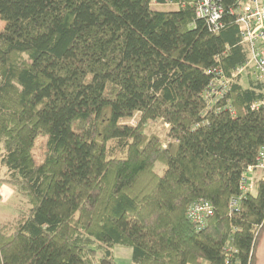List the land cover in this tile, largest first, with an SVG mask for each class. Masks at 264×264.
Listing matches in <instances>:
<instances>
[{
	"label": "trees",
	"instance_id": "trees-1",
	"mask_svg": "<svg viewBox=\"0 0 264 264\" xmlns=\"http://www.w3.org/2000/svg\"><path fill=\"white\" fill-rule=\"evenodd\" d=\"M0 19V185L30 205L0 225V264H124L116 246L130 264H256L264 181L230 202L264 147V80L234 77L250 53L229 16L213 32L191 0H0Z\"/></svg>",
	"mask_w": 264,
	"mask_h": 264
},
{
	"label": "built area",
	"instance_id": "built-area-1",
	"mask_svg": "<svg viewBox=\"0 0 264 264\" xmlns=\"http://www.w3.org/2000/svg\"><path fill=\"white\" fill-rule=\"evenodd\" d=\"M191 5L196 16L204 19L213 32H218L224 27L226 16L232 19L238 27L242 44L250 53L249 60L235 70L234 77L241 76L249 68L253 79L264 80V0H235L228 6L224 0H191ZM215 75L216 80L210 84L209 95L216 100L225 95L231 81L224 76L221 69H217ZM261 105H264V100L252 103V108L256 110ZM254 174L264 181V147L260 149L256 164L243 174L240 183L241 196L231 199V213L239 211V201L251 189V177ZM187 214L201 229L206 226L209 216L212 215V207L206 201L198 200L188 207ZM225 251L230 258V247L227 246Z\"/></svg>",
	"mask_w": 264,
	"mask_h": 264
},
{
	"label": "rangeland",
	"instance_id": "rangeland-1",
	"mask_svg": "<svg viewBox=\"0 0 264 264\" xmlns=\"http://www.w3.org/2000/svg\"><path fill=\"white\" fill-rule=\"evenodd\" d=\"M5 23L0 19V31L3 30ZM139 116L131 120L132 125L138 123ZM148 133L157 134L165 137L167 134V126L162 121L149 122L146 125ZM46 137L40 136L37 139L36 147L34 149L35 159L41 163L44 159V143ZM258 176V175H257ZM260 178V176H258ZM30 209L27 200L14 192L13 188L9 185H0V225L15 223L20 215L26 214ZM117 260L124 264L132 262V249L129 247L116 246L113 248ZM256 264H264V231L262 232L256 252Z\"/></svg>",
	"mask_w": 264,
	"mask_h": 264
},
{
	"label": "bare ground",
	"instance_id": "bare-ground-1",
	"mask_svg": "<svg viewBox=\"0 0 264 264\" xmlns=\"http://www.w3.org/2000/svg\"><path fill=\"white\" fill-rule=\"evenodd\" d=\"M232 114L234 115L235 113L233 112Z\"/></svg>",
	"mask_w": 264,
	"mask_h": 264
}]
</instances>
